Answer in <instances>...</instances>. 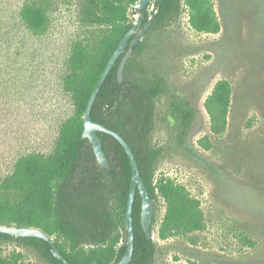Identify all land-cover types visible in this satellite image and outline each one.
I'll list each match as a JSON object with an SVG mask.
<instances>
[{
  "label": "rangeland",
  "instance_id": "obj_1",
  "mask_svg": "<svg viewBox=\"0 0 264 264\" xmlns=\"http://www.w3.org/2000/svg\"><path fill=\"white\" fill-rule=\"evenodd\" d=\"M81 2L0 0V180L23 155L49 157L62 125L75 114L72 96L63 88L67 60L76 41L95 40L79 20ZM26 3L44 9L47 19L41 30H30L21 21ZM213 3L218 33L194 31L183 13L146 32L136 60L137 76L158 74L166 87L156 102L151 134V143L161 151L154 179L166 176L184 185L204 215L201 230L161 240L157 222L164 203H155L151 264H240L264 251L260 244L248 248L240 237L245 224L258 221L250 210L264 211V0ZM220 79L232 90L227 126L205 150L197 143L210 133L204 100ZM173 97L187 100L195 110L186 148L174 137L168 112ZM14 249L25 264H51L31 248L0 242L1 254Z\"/></svg>",
  "mask_w": 264,
  "mask_h": 264
},
{
  "label": "trees",
  "instance_id": "obj_2",
  "mask_svg": "<svg viewBox=\"0 0 264 264\" xmlns=\"http://www.w3.org/2000/svg\"><path fill=\"white\" fill-rule=\"evenodd\" d=\"M135 1L82 0L79 20L91 28L95 40L76 41L67 60L63 88L72 96L75 114L62 125L49 157L36 153L23 155L15 161L12 172L0 180V224L41 229L52 237L69 264H115L125 250L121 239L131 178L127 154L117 139L98 132L110 167L104 169L96 162L90 143L81 138V133L89 95L111 53L131 27L128 8ZM134 13L141 14L142 23L154 14L148 31L175 22L183 13L189 26L198 33L216 34L220 30L213 0H151ZM19 16L34 31L41 30L47 19L44 9L35 3L24 4ZM145 37L132 47L121 83L116 77L120 58L111 68L90 115L93 121L120 133L130 145L150 197L154 203L160 200L164 203L163 215L157 222V236L164 240L201 230L204 215L199 200L184 185L166 176L154 179L161 151L151 143V134L156 102L166 87L158 74L136 75L139 66L136 60ZM231 95L229 82L220 79L204 100L210 133L197 143L205 150L212 147V136L226 130ZM168 112L174 122L175 140L186 148L184 142L195 110L187 100L173 97ZM140 208L141 197L136 191L132 204L134 248L129 264H151L156 250L154 240H148L141 228ZM249 213L253 221H258L245 224L241 241L248 248L259 244L264 247V211ZM155 222L153 214L151 227ZM0 242L31 248L51 264H64L52 255L49 243L42 238L0 232ZM0 264L25 262L23 254L14 249L0 253ZM240 264H264V251L259 256L248 255Z\"/></svg>",
  "mask_w": 264,
  "mask_h": 264
},
{
  "label": "water",
  "instance_id": "obj_3",
  "mask_svg": "<svg viewBox=\"0 0 264 264\" xmlns=\"http://www.w3.org/2000/svg\"><path fill=\"white\" fill-rule=\"evenodd\" d=\"M151 0H136L133 4H131L128 8V18L131 21V27L126 31V33L122 36L117 46L111 53L109 59L107 60L101 74L99 75L86 104V107L83 112L82 120H83V129L81 133L82 139H87L91 145L93 154L95 156L96 162L98 165L104 169L109 170V162L102 150L101 139L98 135V132H104L119 141V143L123 146L131 169V178L129 184L128 197L126 202V208L124 213L123 220V238L122 245L125 247V250L120 257V259L115 264H129L131 261L133 248H134V227H133V218H132V204L136 191H138L141 197V208L139 213V221L141 228L146 236V238L152 239L151 233V223L154 214V200L150 197L148 190L142 180L136 158L134 153L128 144V142L124 139V137L118 133L117 131L103 125L97 123L92 120L90 111L94 99L103 84L105 78L110 72L111 68L115 65L116 61L120 58L117 70L116 77L119 83L123 80V72L124 67L127 60L131 56L132 47L136 45L143 37V35L148 31L150 24L154 18V14H152L146 22L142 23V16L138 12L141 9L145 8ZM0 232L7 233L13 236L20 237H37L42 238L47 241L50 245V250L52 255L59 259L64 264H69V262L64 258V256L60 253L57 246L54 244L53 239L50 235L46 234L39 228L34 227H16V226H8L0 224Z\"/></svg>",
  "mask_w": 264,
  "mask_h": 264
}]
</instances>
